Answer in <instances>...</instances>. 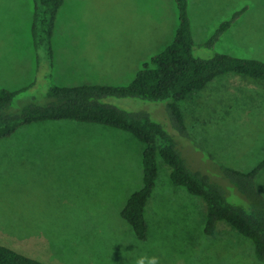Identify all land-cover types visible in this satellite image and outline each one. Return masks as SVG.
Wrapping results in <instances>:
<instances>
[{"label": "rangeland", "instance_id": "374dc122", "mask_svg": "<svg viewBox=\"0 0 264 264\" xmlns=\"http://www.w3.org/2000/svg\"><path fill=\"white\" fill-rule=\"evenodd\" d=\"M33 4L0 0V88L35 82L15 108L52 100L51 84H129L144 65L137 60L142 38V59L150 62L179 25L175 0H65L52 36L51 69L46 48L36 49L33 40ZM245 6L214 47L205 45L222 21ZM189 12L196 55L223 52L264 61V0H189ZM117 68L125 70L121 78ZM261 81L223 74L182 102L190 138L173 126L168 101L101 100L147 112L174 135L193 170L208 173L230 202L248 208L220 165L249 171L264 159ZM145 147L128 131L70 119L34 122L0 139V242L45 264H135L141 257L145 264L152 257L159 264H263L253 241L228 222L220 221L215 235L205 233L204 198L175 185L161 156L147 204L149 237L138 239L121 211L143 186ZM256 182L264 195V169Z\"/></svg>", "mask_w": 264, "mask_h": 264}, {"label": "trees", "instance_id": "16d2710c", "mask_svg": "<svg viewBox=\"0 0 264 264\" xmlns=\"http://www.w3.org/2000/svg\"><path fill=\"white\" fill-rule=\"evenodd\" d=\"M179 9V26L174 39L150 62L144 63L132 82L126 85L51 84L45 104L28 102L15 108L19 95L35 83L20 89L0 88V139L13 135L21 126L44 120H77L113 126L134 134L145 143L143 186L127 200L121 216L131 225L140 240L149 237L147 204L159 177L158 157L171 166V179L177 186L204 198L207 214L204 231L215 235L220 221H226L254 243L256 255L264 264V195L257 187V176L264 169V159L249 171L220 165L227 177L249 201V207L230 202L225 188L201 170H193L183 156L178 141L163 124L147 112L122 109L103 102L108 96L139 97L168 101L167 109L173 126L181 135L190 134L181 103L201 92L217 77L235 73L252 81H264V61L259 58L216 52L209 58L195 54V38L189 12V0H175ZM65 0H34L32 35L36 49L46 48V58L53 67L52 36L59 10ZM247 10L243 7L221 22L205 45L214 47L235 21ZM40 65L38 66V70ZM51 76V73H50ZM261 81L262 83H264ZM0 264H45L0 242Z\"/></svg>", "mask_w": 264, "mask_h": 264}, {"label": "crops", "instance_id": "0c3cea01", "mask_svg": "<svg viewBox=\"0 0 264 264\" xmlns=\"http://www.w3.org/2000/svg\"><path fill=\"white\" fill-rule=\"evenodd\" d=\"M31 6H32L33 14H34V8H33V7H34V4L31 5ZM178 26H179V25H178ZM177 28H178L177 26L174 28V30H175V34H176V30H177ZM174 37H175V36H174ZM173 39H174V38H173ZM171 42H172V41H171ZM171 42H170V43H171ZM170 43H169V44H170ZM167 45H168V44H167ZM167 45H166V46H167ZM148 46H149V37L147 36V39H146V47H148ZM166 46H165V47H166ZM165 47H164V48H165ZM164 48H163V49H164ZM161 51H162V50H161ZM143 52H144V39L142 38V41H141V48H140V51L138 52V55H137L138 64H140V63H141V64H142V63H146V61H147V60H143V59H142V58H143ZM154 55H155V54H154ZM154 55H153V56H154ZM147 62H148V61H147ZM141 64H140V65H141ZM140 67H141V66H138V68L135 69V73H138V72H139V70L141 69ZM124 72H125V70L117 68V73H116V75H117L118 77L121 78L122 75L124 74ZM136 75H137V74H136ZM191 99H192V98H191ZM198 104H200V103H198ZM33 138H34V137H33ZM33 138H32V139H33ZM39 142H41V141H39ZM46 142L48 143L49 141H46ZM26 143H27V142H26ZM26 143H25V144H26ZM25 149L28 151V149H27L26 147H25ZM36 166H37L36 164L33 165V167H36ZM12 237H15V235H12ZM8 246H11V247H12V245H9V244H8Z\"/></svg>", "mask_w": 264, "mask_h": 264}, {"label": "clouds", "instance_id": "9594fccd", "mask_svg": "<svg viewBox=\"0 0 264 264\" xmlns=\"http://www.w3.org/2000/svg\"><path fill=\"white\" fill-rule=\"evenodd\" d=\"M135 264H145L144 258L141 257L135 261ZM149 264H159V258L158 257H152L149 261Z\"/></svg>", "mask_w": 264, "mask_h": 264}]
</instances>
